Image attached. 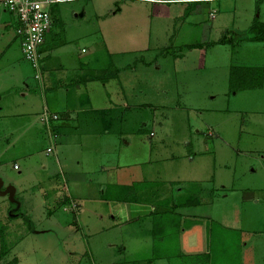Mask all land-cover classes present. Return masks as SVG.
<instances>
[{"label": "rangeland", "instance_id": "obj_1", "mask_svg": "<svg viewBox=\"0 0 264 264\" xmlns=\"http://www.w3.org/2000/svg\"><path fill=\"white\" fill-rule=\"evenodd\" d=\"M156 2L70 3L75 9L66 7L55 27L60 37L51 38L42 86L17 42V64L0 67V175L17 187L19 212L35 209L27 220L12 217L13 199L0 195V264H243L244 250L249 264H264V0H205L195 13L187 2ZM83 8L85 16L76 18ZM82 71L92 81V107L106 99L104 145L90 138L78 148L85 154L46 155L44 125L27 129L20 114L52 102L48 74L66 79ZM87 83L79 82L80 90ZM24 90L40 94L36 108ZM7 127L16 130L15 147L7 145ZM68 167L81 178L68 181ZM125 188L134 192L125 199L127 214L117 195ZM54 192L97 205L104 216L94 229L101 231L83 226L93 220L88 210L73 211L75 222L64 206L50 207ZM197 196L204 205L191 212L203 217L177 211ZM43 204L66 224L47 221ZM151 221L157 226L149 230ZM43 228L53 233L34 234Z\"/></svg>", "mask_w": 264, "mask_h": 264}, {"label": "crops", "instance_id": "obj_2", "mask_svg": "<svg viewBox=\"0 0 264 264\" xmlns=\"http://www.w3.org/2000/svg\"><path fill=\"white\" fill-rule=\"evenodd\" d=\"M77 1H79V0H65L62 3L53 5L51 8L52 16H53V25L50 28L49 32L46 33L45 41L41 47L43 71L45 70V68H48L50 66V65H47V62H46L50 56H46V54H47V51L49 50V48L51 47V45H50L51 40L55 36L57 38L60 37V33L56 32L55 27H56L57 23H59L60 20L63 19V16L66 13L65 8L71 7L73 9H75V6H73V5ZM146 1L154 2L157 0H146ZM164 1H168V2H164ZM164 1H162V3L156 2V4H170L169 3L170 0H164ZM202 1H205V0H174V2H171V3H186V2L190 3L191 4V9H190L191 12L195 13L196 11L201 12L202 10H204V8L200 6L201 5L200 3ZM111 2L113 3V0H111ZM70 3H74V4L70 5ZM120 10H121V8L119 7L117 12H119ZM214 12L215 11H213V10H211V11L209 10V16L211 15L212 18H215ZM85 14H86V10H85V8H83L82 13H76L75 16H76V18H81V17H84ZM17 25H18L17 17L14 14L0 9V67L1 68H6L10 64H12L11 63L12 61H14L17 64L18 59H15V57L12 58L13 57V50L15 51V47H16L15 43L16 42L18 44V47L21 49V41H20V38L18 37V35L16 33ZM75 26H77V25L75 24ZM12 30H13V34L11 32ZM206 30H207V26H205V28L202 30V32H205ZM54 46L58 47V45L56 43ZM81 52L84 53V52H86V50L84 48H82ZM21 53H22V51H21ZM77 64H78V69L81 71V69H84L85 66H87L88 62H87V59H84L83 61L79 60L77 62ZM17 68L19 71V77H20L21 83L23 81L24 87H26L28 89L29 84L27 83V80L26 79L22 80L23 72H24V71H22L23 69H19V67H17ZM20 68H22V67L20 66ZM83 71L79 72L76 75V77H73V78H71V76L66 77V79L62 78V77L55 78L52 73H50V74L47 73L48 75L45 78V83H47V85H48L47 89H46L48 92L47 96H48V94L51 95V97H53L52 102L56 105V107H52L53 109L51 110L52 102L50 101V104H51L50 105L49 101L47 99L46 107L48 109L50 108L49 109L50 111L58 113L60 116L59 120L54 123V125L57 129V142H56L57 147H55V150H56V152L59 150L63 156L67 155V153H66L67 151L73 152L74 150L79 154H85V152H82V149L79 150L78 148L83 147V145H85V143H83L84 140L87 144V142L89 141L90 138H99L101 146H103L104 145L102 143L103 136H104L105 132L108 133V128L110 125L109 121L106 118V111L104 108L105 105L103 104V101L106 99L104 97H102L101 105L99 107H92V105H91L92 104L91 102H93V100H92L93 99L92 89H90L89 93H88L89 88L87 86L88 84H91L92 81H91V79H89L86 76L85 73H83ZM2 75H3V72L0 71V81L2 80ZM43 79H44V77H43ZM79 82H84V83L88 82V83L85 85L83 90H80ZM73 84L75 85L77 90L81 91L80 94H78L77 90L72 93L70 88H73L72 87ZM0 90H1V87H0ZM7 91L8 90H6V92ZM37 94H39V93L38 92H32L31 94H29V93H27V91L24 90L22 92V97L27 99L28 105H33L31 107L36 108L35 106H37V105H36L35 99L37 97L36 96ZM38 108H40V107H38ZM42 110L43 109H41L39 112H37L38 109H36V112L31 114L32 111H29L28 108H25L24 113L20 114V117H24V116L26 117L27 124H25V126L27 129H33L36 122L39 125L41 124L43 126V124L41 123V120H40V115H41ZM32 115H33V117L35 115L34 120H31L32 118H30V116H32ZM7 131H8L7 134H9V137L7 139V141H8L7 145L11 146V147L17 146V145H12V143L14 142L13 141L14 138H16L15 134H13L12 132H15L16 130H10V128L7 127ZM12 137H13V139H12ZM48 144H49V142L46 143V147H45L44 152H46V148L48 147ZM58 145H62V147H65V149H63L62 147H60L61 150L57 149L59 147ZM62 149L64 151H62ZM45 154L46 155H54L53 153L48 154L47 152ZM80 163H81V160L79 159L77 165ZM40 167H42L44 170H47V165H45L44 163H41ZM14 169L20 170V166L16 163V161H14ZM68 169H70V168L68 167ZM101 169L103 170L104 166L101 165ZM47 174H48L47 176L51 180L53 174L49 170L47 171ZM65 174L67 175L68 181L78 180L79 178H81L80 175H82V174H77L76 172H74L71 169L68 170L67 172H65ZM0 176H1L0 178L3 180L2 175H0ZM100 183L102 184L103 182H100ZM7 184H10V186L14 185L12 181L6 182L5 180H3L2 189L5 186H9ZM13 187H14V198L19 202V205L14 207V208H12V206H10L11 207L10 210L13 213L12 217L23 218V219L27 220L25 217H29L30 215H33L35 209L34 208L28 209L26 214L25 213L22 214L21 212H19V210H20L19 208H21L23 202H22V200H20V198L17 195V191H18L17 187H15V185ZM22 190H24V189H22ZM52 190L54 191V187H53V189H49L50 193ZM56 190L58 191L57 188H56ZM104 190L105 189L102 188V194H104V192H105ZM56 192H54L52 194L53 198L50 199V202L52 203V205H50V207L56 205L57 206L56 211L57 210L61 211V209H62L61 207L64 206L63 207L64 211L68 212L70 210L69 211L70 214L72 211V214L74 216L73 220L75 222L78 221V219H76V217H78V215H74L73 211H77L79 209L88 210L91 214L89 216L93 217V220H92V223H90V224L88 221H85L83 226L86 228L87 232L89 231L90 233H91V231H93V232H100L101 231L98 229L97 230L94 229V227H97L98 224L100 223V219H103L104 214L103 213L99 214L100 212H103V210H101L97 205H92L91 207L90 206L88 207L84 204H79L76 199L72 198L73 194L72 195L65 194L62 197L57 198ZM124 193H125V190L122 194L121 189H120V193L118 192L117 195L122 196V195H124ZM43 194L46 196V198L50 197L46 191H43L40 195H43ZM130 195H133V193H130ZM120 203H122V206L124 207L123 208L124 214H127L128 209H129L128 203H125V200H122ZM74 205H75V207H74ZM103 205H104V203H102V206ZM125 205L127 207L126 213H125ZM202 205H204V204H199V205L189 206V207H186V206L178 207L177 211L181 212L182 214H187V215L197 216V217H203V216H201L202 213L191 212L192 208L193 209L194 208H200V207H202ZM43 208H44V210L42 209V212L47 213L45 215L47 221H52V222L56 221V223L59 224L60 226H64L66 224V223L64 224L59 219H57V216L55 214L56 212L54 213L52 210L47 209L46 204H43ZM189 212L193 213L194 215L190 214ZM53 218L55 220H52ZM31 222L33 223V224L32 223L31 224L33 226H35L34 221L31 220ZM131 226H134V228H137V230H139V228L137 227V226H139L138 224L132 223ZM154 226L156 227L157 223L156 222L153 223L151 221L150 226H149V230H152V228H154ZM134 228L131 230L132 233H136L134 231ZM51 232L53 233V231L50 228H43L41 230V232L35 231L34 234H38V233L45 234V233H51ZM142 235H144V234H142ZM146 236H148V235H146ZM190 239L194 241L195 237H190ZM181 243H182V247H183L184 245H186L188 243V240L187 241L184 240ZM193 248L196 251L195 247H193ZM189 253H187V254H189ZM124 254H126V253H124ZM241 257L243 258V264H245V263L249 264V262L247 261L248 256H247V253L245 250L242 251Z\"/></svg>", "mask_w": 264, "mask_h": 264}, {"label": "built area", "instance_id": "obj_3", "mask_svg": "<svg viewBox=\"0 0 264 264\" xmlns=\"http://www.w3.org/2000/svg\"><path fill=\"white\" fill-rule=\"evenodd\" d=\"M65 0H0V9L17 17L16 33L21 41L24 58L32 65L34 78L42 86L43 62L40 49L45 41L46 33L53 25L51 8ZM164 1V0H157ZM60 118L59 114L43 108L40 119L47 129L49 144L46 152L55 151L57 135L52 132V125ZM16 167V166H15Z\"/></svg>", "mask_w": 264, "mask_h": 264}, {"label": "trees", "instance_id": "obj_4", "mask_svg": "<svg viewBox=\"0 0 264 264\" xmlns=\"http://www.w3.org/2000/svg\"><path fill=\"white\" fill-rule=\"evenodd\" d=\"M40 53L42 54V50L40 49ZM241 74V73H240ZM238 83H242V82H238ZM239 84V85H240ZM233 87V86H232ZM44 129H45V132H46V134H47V129L44 127ZM52 132L54 133V134H56L57 135V129H56V127H55V125L53 124L52 125ZM122 190V189H121ZM125 190V194L124 195H122L120 198L122 199V200H127L129 197H131L132 195H130L129 194V190L127 189V188H125L124 189ZM133 194H134V192H133ZM207 199L208 200H210V197H209V195L207 194ZM186 201H183V204L181 203V205L179 206V207H183V206H186V207H189V206H195V205H199V204H204V201H205V198L202 196V198L200 199V197L199 196H197L196 198H193V199H185ZM2 243H3V240H2V233L0 232V259H1V257H3V255H4V252H3V246H2ZM130 262H125V261H122L121 262V264H123V262H125V263H131V262H133L134 260H129Z\"/></svg>", "mask_w": 264, "mask_h": 264}, {"label": "water", "instance_id": "obj_5", "mask_svg": "<svg viewBox=\"0 0 264 264\" xmlns=\"http://www.w3.org/2000/svg\"><path fill=\"white\" fill-rule=\"evenodd\" d=\"M3 186V180L0 178V195H6L8 194L10 198H12V202H15L16 199L14 198V187L13 186H6L2 189Z\"/></svg>", "mask_w": 264, "mask_h": 264}, {"label": "flooded vegetation", "instance_id": "obj_6", "mask_svg": "<svg viewBox=\"0 0 264 264\" xmlns=\"http://www.w3.org/2000/svg\"><path fill=\"white\" fill-rule=\"evenodd\" d=\"M3 188H5V187H3ZM13 203H14L16 206L19 205V202H18L17 200H16L15 202H13ZM15 205H14V206H15ZM16 206H15V207H16Z\"/></svg>", "mask_w": 264, "mask_h": 264}]
</instances>
